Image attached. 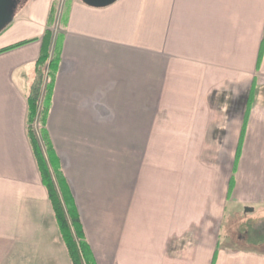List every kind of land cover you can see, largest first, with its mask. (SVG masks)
<instances>
[{
	"label": "crops",
	"instance_id": "obj_1",
	"mask_svg": "<svg viewBox=\"0 0 264 264\" xmlns=\"http://www.w3.org/2000/svg\"><path fill=\"white\" fill-rule=\"evenodd\" d=\"M58 2L0 33V51L32 41L0 53V264H72L28 136L43 52V131L90 263L264 264L238 221L264 217V0H64L56 33Z\"/></svg>",
	"mask_w": 264,
	"mask_h": 264
},
{
	"label": "trees",
	"instance_id": "obj_2",
	"mask_svg": "<svg viewBox=\"0 0 264 264\" xmlns=\"http://www.w3.org/2000/svg\"><path fill=\"white\" fill-rule=\"evenodd\" d=\"M30 42L32 41L19 43L0 51V53L19 48ZM57 67V60L50 59V55L44 52L36 64L35 78L31 87V91L28 95V136L43 184L48 192L57 222L67 244L71 262L72 264H92L90 263V249L86 244L80 219L71 214L68 207L71 205V201L68 199L66 194L61 191V184L59 183L61 173L60 171L56 170L52 164L50 155L52 154L53 149L50 140L43 131L49 111L48 104L50 94L52 92L53 81L57 72ZM37 119L42 125L43 140L46 150H43L37 136L38 133L34 127ZM254 225V222L247 223L243 228L245 229V232H247L248 239L250 242L255 240L264 242V227L257 228Z\"/></svg>",
	"mask_w": 264,
	"mask_h": 264
},
{
	"label": "water",
	"instance_id": "obj_3",
	"mask_svg": "<svg viewBox=\"0 0 264 264\" xmlns=\"http://www.w3.org/2000/svg\"><path fill=\"white\" fill-rule=\"evenodd\" d=\"M83 4L92 8H106L115 4L118 0H80ZM25 2L17 0H0V33L3 32L14 20L18 7ZM253 209L247 208L246 212Z\"/></svg>",
	"mask_w": 264,
	"mask_h": 264
},
{
	"label": "rangeland",
	"instance_id": "obj_4",
	"mask_svg": "<svg viewBox=\"0 0 264 264\" xmlns=\"http://www.w3.org/2000/svg\"><path fill=\"white\" fill-rule=\"evenodd\" d=\"M30 1L31 0H27L22 6H19L18 7V10L16 12L15 17L19 15V13L21 12V10L24 9ZM63 2H64V0H59V2L57 3V5L55 7V12H54V17H53V25H52V27L54 28V31L56 33H60V31H61V26H60L61 25V21H60L61 14H60V12L62 11V6L61 5L63 4ZM36 131L38 133L37 136H38V139H39V141H40V143L42 145L43 150H46V146H45V143H44V140H43L42 127H38V129H36ZM247 214H244L243 213L242 214V218L241 219H238V221L240 223H245V224L254 222V224H255L254 226L255 227H257V228H263L264 227V217L262 218V216H261V218L257 219L256 221L255 220L254 221H250L251 220V216H249ZM234 231H233L234 232V235H237V236H240V233L241 234H244V231H242V230H234ZM242 236H244V238L245 237L248 238V235H246V234H244ZM263 237H264V229H263Z\"/></svg>",
	"mask_w": 264,
	"mask_h": 264
},
{
	"label": "built area",
	"instance_id": "obj_5",
	"mask_svg": "<svg viewBox=\"0 0 264 264\" xmlns=\"http://www.w3.org/2000/svg\"><path fill=\"white\" fill-rule=\"evenodd\" d=\"M35 126V130L38 129V127H41V124L39 123V120L37 119V121L34 124Z\"/></svg>",
	"mask_w": 264,
	"mask_h": 264
},
{
	"label": "flooded vegetation",
	"instance_id": "obj_6",
	"mask_svg": "<svg viewBox=\"0 0 264 264\" xmlns=\"http://www.w3.org/2000/svg\"><path fill=\"white\" fill-rule=\"evenodd\" d=\"M17 1H19L21 3V2H26L27 0H17Z\"/></svg>",
	"mask_w": 264,
	"mask_h": 264
}]
</instances>
